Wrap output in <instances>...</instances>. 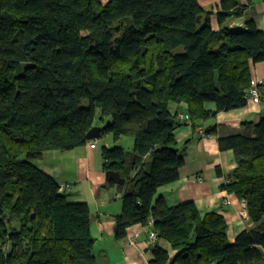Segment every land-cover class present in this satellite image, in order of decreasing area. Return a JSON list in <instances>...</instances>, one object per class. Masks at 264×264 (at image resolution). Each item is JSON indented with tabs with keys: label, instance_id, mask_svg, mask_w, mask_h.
<instances>
[{
	"label": "trees",
	"instance_id": "obj_1",
	"mask_svg": "<svg viewBox=\"0 0 264 264\" xmlns=\"http://www.w3.org/2000/svg\"><path fill=\"white\" fill-rule=\"evenodd\" d=\"M218 8L220 25L245 9L239 0ZM257 62L264 31L247 20L217 33L197 0H0V264H96L87 204L68 201L34 164L92 141L96 126L98 138L133 141L100 151L102 169L125 178L104 184L121 195L117 239L150 219L148 264H264V117L218 139L236 161L223 188L245 201L253 229L229 242L218 212L157 195L184 163L170 105L185 104L192 123L244 107Z\"/></svg>",
	"mask_w": 264,
	"mask_h": 264
},
{
	"label": "crops",
	"instance_id": "obj_2",
	"mask_svg": "<svg viewBox=\"0 0 264 264\" xmlns=\"http://www.w3.org/2000/svg\"><path fill=\"white\" fill-rule=\"evenodd\" d=\"M201 9L209 13L211 29L217 33L228 30H244L245 21L251 20L258 29L264 31V0H239L245 7L239 17L228 18L221 25L216 20L219 0H197ZM251 86L259 91V102L254 103L247 96V104L231 110L218 111L213 116L192 123L186 115L183 103L171 104V112L177 113L178 125L172 131L178 149L183 152V164L178 169V179L160 187L157 195L165 198L168 207L192 202L201 212H218L227 225V239L232 242L243 229H253L255 224L247 217L244 200L238 199L223 187L236 166L230 149L220 150V137L236 134L244 129L245 123L257 122L264 117V64H250ZM204 108L213 111L214 103H204ZM178 115L183 118L178 119ZM94 142L95 147L89 145ZM111 136L96 137L85 145L69 151L50 150L42 158L44 172L52 176L59 185L67 184L64 191L70 202H85L89 208L90 232L93 236V253L96 264H148L151 248L148 245L149 227L135 224L126 229L125 237L117 239L114 235V217L121 213V195L113 186H105V171L102 169L101 147L112 146ZM130 150L133 141L127 143ZM133 239L131 245L129 240ZM168 250V245L158 242Z\"/></svg>",
	"mask_w": 264,
	"mask_h": 264
},
{
	"label": "built area",
	"instance_id": "obj_3",
	"mask_svg": "<svg viewBox=\"0 0 264 264\" xmlns=\"http://www.w3.org/2000/svg\"><path fill=\"white\" fill-rule=\"evenodd\" d=\"M247 96L249 97V99L250 100H252L254 103H258L259 102V91H258V88L256 87V86H250V87H248V90H247ZM183 118V116L182 115H178V119H182ZM91 148H94L95 147V144H94V142H91L90 143V145H89ZM67 186L65 185H60L59 186V191H64L63 189L64 188H66ZM151 221H150V219L148 220V226H150L151 225ZM147 234H148V245L150 246V247H152V246H154V244L157 242V235H156V233L153 231V230H151L150 228L148 229V231H147ZM129 243L131 244V245H133L134 244V240L133 239H130L129 240Z\"/></svg>",
	"mask_w": 264,
	"mask_h": 264
},
{
	"label": "water",
	"instance_id": "obj_4",
	"mask_svg": "<svg viewBox=\"0 0 264 264\" xmlns=\"http://www.w3.org/2000/svg\"><path fill=\"white\" fill-rule=\"evenodd\" d=\"M99 127H92L88 130L86 137L88 140H94L99 135ZM105 177L107 181H112L115 185L122 186V184L125 182V178L120 176L119 172L116 171H106Z\"/></svg>",
	"mask_w": 264,
	"mask_h": 264
},
{
	"label": "rangeland",
	"instance_id": "obj_5",
	"mask_svg": "<svg viewBox=\"0 0 264 264\" xmlns=\"http://www.w3.org/2000/svg\"><path fill=\"white\" fill-rule=\"evenodd\" d=\"M99 1H101V3L103 2V3H105L106 2V0H99ZM182 51V48H176L175 49V51L173 52V53H175V52H181ZM98 114H99V112H98V110H96V115H95V117L96 116H98ZM132 142V139L130 138V137H128V136H120V138L117 140V141H113V146H118V147H122V148H125L126 150H130V147H128L129 145H127V143H131ZM34 164L36 165V167H44V165H43V162L40 160H36V161H34ZM42 169V168H41ZM64 186L66 185L67 187L66 188H64L63 190L65 191L66 189H68V185L67 184H63ZM62 185V186H63ZM63 191V192H64Z\"/></svg>",
	"mask_w": 264,
	"mask_h": 264
}]
</instances>
